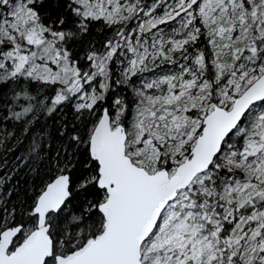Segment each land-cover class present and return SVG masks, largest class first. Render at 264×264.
I'll return each mask as SVG.
<instances>
[{
	"label": "snow or ice",
	"instance_id": "6c2138e0",
	"mask_svg": "<svg viewBox=\"0 0 264 264\" xmlns=\"http://www.w3.org/2000/svg\"><path fill=\"white\" fill-rule=\"evenodd\" d=\"M6 122L0 264H264V0H0Z\"/></svg>",
	"mask_w": 264,
	"mask_h": 264
},
{
	"label": "trees",
	"instance_id": "16d2710c",
	"mask_svg": "<svg viewBox=\"0 0 264 264\" xmlns=\"http://www.w3.org/2000/svg\"><path fill=\"white\" fill-rule=\"evenodd\" d=\"M148 2H151V0H148ZM107 35H109V33L102 31L98 26H93L89 34L77 38L76 43L73 45V50L82 54L83 50L88 46L89 43L99 45ZM72 122L73 115L71 107L66 108L64 112L57 111L53 113L51 117L42 122L41 126L44 128L43 135L44 141L46 143L45 152L47 156H54L58 151L61 150L63 144L65 143L64 137L60 135L61 123L71 124ZM0 127H4L9 131L12 130V125L10 122H6L4 125H0ZM10 143L15 144V141H10ZM27 144L28 140L25 139L23 144L16 145L14 151L5 154L9 162V167L12 166L13 158L17 154H21L24 152ZM44 168L45 165L42 164L41 169L43 170ZM20 173H24V175H21ZM41 174L43 175V171ZM75 174L79 175V172H76ZM17 178L19 180V183L17 184L16 191L13 192L12 200L18 203L20 200H25L28 198L31 188L34 187L36 183H39V179H30L27 176L25 169H20V172L17 174Z\"/></svg>",
	"mask_w": 264,
	"mask_h": 264
}]
</instances>
